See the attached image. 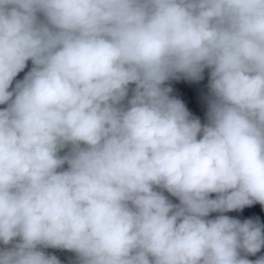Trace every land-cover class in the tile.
I'll use <instances>...</instances> for the list:
<instances>
[{
    "label": "clouds",
    "instance_id": "9594fccd",
    "mask_svg": "<svg viewBox=\"0 0 264 264\" xmlns=\"http://www.w3.org/2000/svg\"><path fill=\"white\" fill-rule=\"evenodd\" d=\"M254 204L264 0H0V264H264Z\"/></svg>",
    "mask_w": 264,
    "mask_h": 264
},
{
    "label": "crops",
    "instance_id": "0c3cea01",
    "mask_svg": "<svg viewBox=\"0 0 264 264\" xmlns=\"http://www.w3.org/2000/svg\"><path fill=\"white\" fill-rule=\"evenodd\" d=\"M30 67L31 63L29 62L25 71L20 73L17 79H21ZM208 80L209 70L205 69L203 79L199 81H191L181 77L180 79L167 81L164 86L171 87L172 92L170 93V96L180 99L191 115L199 118L203 123L206 121L207 101L209 96ZM165 194L167 195V193ZM169 198L172 199L173 202H177L175 198ZM225 214L240 220L259 218L260 222L264 224V207L259 204H254L250 207H245L243 210L228 212ZM211 215L214 217L217 214L213 213ZM2 247L4 246L0 245V248ZM44 251L47 254L55 255L61 261V264H74L75 254L72 252L52 248L44 249ZM260 255H264V248H262L261 252L257 253L256 256H250L249 259L255 260Z\"/></svg>",
    "mask_w": 264,
    "mask_h": 264
}]
</instances>
